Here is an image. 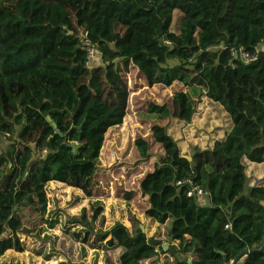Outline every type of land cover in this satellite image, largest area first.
<instances>
[{
    "label": "trees",
    "instance_id": "1",
    "mask_svg": "<svg viewBox=\"0 0 264 264\" xmlns=\"http://www.w3.org/2000/svg\"><path fill=\"white\" fill-rule=\"evenodd\" d=\"M175 1L189 4L180 33L172 30ZM82 40L95 47L94 67ZM263 45L264 0H0V260L8 252L45 255L52 238L44 225L57 223L50 183L87 198L104 193L101 152L140 80L171 92L137 108L151 126L149 138L135 139L138 165L160 156L138 191L117 194L129 203L147 198L152 222L173 217L168 249L135 220L132 230L123 222L105 229L100 218V227L97 219L74 222V230L61 224L66 233L50 250L66 256L62 264H75L81 242L104 243L107 264H154L160 254L176 264H227L245 250L244 264H264ZM232 50L257 57L247 63ZM123 60L137 70L134 86ZM199 104L215 106L224 122L210 134L196 130L206 146L186 152L183 135ZM189 180L208 203L188 195L190 183L178 185Z\"/></svg>",
    "mask_w": 264,
    "mask_h": 264
},
{
    "label": "rangeland",
    "instance_id": "2",
    "mask_svg": "<svg viewBox=\"0 0 264 264\" xmlns=\"http://www.w3.org/2000/svg\"><path fill=\"white\" fill-rule=\"evenodd\" d=\"M174 5L176 8L172 30L180 33L181 18L189 7V4L175 1ZM260 49H264V45ZM98 59L96 53V58L93 59L94 64L89 65L91 67L96 66L97 63L99 64ZM175 63V61H171V65ZM122 66L126 68L129 84L134 86L137 70L128 60H123ZM138 83L141 84V88L137 89L131 96L129 114L125 122L122 126L110 130L103 147L104 149L101 152L97 182H99V188H102L104 193L98 198H87L83 195L82 191L68 188L62 183L59 184L60 182L50 184L48 208L50 209L51 207L52 211L49 215L51 220L53 222L57 220V223L53 228L50 227L52 221H48V224L44 225L46 232L52 238L51 245H49L45 255L39 257L32 252L24 254L8 252L0 260V264H62L65 262L66 256L61 255L60 251L56 249L55 251L50 250V247L54 246L53 241L55 239L58 241L62 237L66 227L74 230L77 226L76 223L94 222L96 219L99 226L100 218L105 219V229L111 228L117 222H123L132 230L133 220H135L139 227L143 223L142 225L149 237L157 236L163 241L165 240L167 232L174 221L173 217H170L165 224L152 222L146 218V210L149 207L147 198L139 195L136 202L132 201L129 203L123 200V193L120 196L117 194V190L119 189H122L123 192L130 190L138 191L139 182L143 174L153 167V164L160 156V152H155L147 164L138 165L139 163L135 155V139L138 135L149 138L151 126L150 124L143 125L140 122L137 108L139 104L145 101L160 103L162 98L170 95L171 92L169 90L159 91L157 88H149L140 80H138ZM199 112L201 113L195 117L192 123L193 130L185 132L183 135L186 142V152H190V149L197 145L200 147L206 146L204 138L201 136L197 137L196 130H202V132L205 131L210 134L214 128L224 122L223 114L215 106L199 104ZM207 125L208 127H206ZM9 142V139H5L1 142V147L5 149ZM96 216L98 217L96 218ZM127 219L130 223L127 222ZM61 224H65L66 227L63 228ZM78 247L76 260L73 261L75 264H107L104 251L108 247L104 243L100 244L96 249L82 242L79 243ZM162 259L163 257L160 255L158 262L154 264H176L175 259L171 256L167 257L164 263H162Z\"/></svg>",
    "mask_w": 264,
    "mask_h": 264
},
{
    "label": "built area",
    "instance_id": "3",
    "mask_svg": "<svg viewBox=\"0 0 264 264\" xmlns=\"http://www.w3.org/2000/svg\"><path fill=\"white\" fill-rule=\"evenodd\" d=\"M86 36H87V33H81V37L82 38H86ZM83 40H85V39H83ZM83 40H82V43H83L84 49L86 50L87 57L89 59V64H92L93 59L96 58L95 47L92 46L89 41H87V40L86 41H83ZM231 53H232V56H234V57L240 56L247 63L255 60V58L257 57L256 54L255 55H252L249 52H246L244 50H239V51L232 50ZM186 182H188V183H190L192 185V188L188 191V195L189 196H196L197 199L201 203H204L205 200H203V199H204V194L205 193H204V190L202 188H200L199 186H195L193 184V182H191L190 180L189 181H181V182H178V185H182L183 183H186ZM52 183H56V182H52ZM52 183H50V184H52ZM57 183H59V182H57ZM50 184L48 186V192L51 189V187H50L51 185ZM59 184H61V183H59ZM62 184L65 185L64 183H62ZM227 228H228V226H227Z\"/></svg>",
    "mask_w": 264,
    "mask_h": 264
},
{
    "label": "water",
    "instance_id": "4",
    "mask_svg": "<svg viewBox=\"0 0 264 264\" xmlns=\"http://www.w3.org/2000/svg\"><path fill=\"white\" fill-rule=\"evenodd\" d=\"M48 121L52 123V119H51L50 116H48ZM53 126H54V128L57 127L55 123H53ZM248 191L250 192V191H251V188H249ZM141 229H142V231H143L144 233H146V231H145V229H144L143 227H141ZM166 249H167V247H165V250H166ZM262 249H263V248H262ZM249 252H250L249 250H245L244 252H242V253L240 254V256H239L235 261L230 262V263H227V264H244V261L246 260V257H247V255L249 254Z\"/></svg>",
    "mask_w": 264,
    "mask_h": 264
},
{
    "label": "crops",
    "instance_id": "5",
    "mask_svg": "<svg viewBox=\"0 0 264 264\" xmlns=\"http://www.w3.org/2000/svg\"><path fill=\"white\" fill-rule=\"evenodd\" d=\"M104 149V148H103ZM56 198H59V197H56ZM54 199V198H53ZM127 222L128 223H130V221L127 219ZM149 222V221H148ZM143 224V223H142ZM142 224H140V228L141 227H143L144 228V226L142 225ZM48 233V232H47ZM48 235V234H47ZM176 243H174V245H175ZM163 245L165 246V247H167V249H168V246H169V243H167L166 241L165 242H163ZM160 253V252H159ZM160 255H162V257H163V259H162V263H164V260L167 258V257H170L169 255H167V254H160ZM64 261H66L65 259H64ZM189 263H191V259H189V261H188Z\"/></svg>",
    "mask_w": 264,
    "mask_h": 264
}]
</instances>
